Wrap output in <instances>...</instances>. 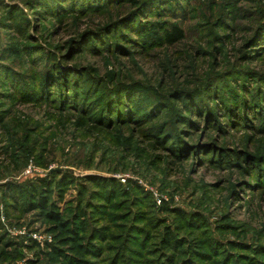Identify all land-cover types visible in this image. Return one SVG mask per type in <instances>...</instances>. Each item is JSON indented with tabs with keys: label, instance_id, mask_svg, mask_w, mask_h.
I'll return each instance as SVG.
<instances>
[{
	"label": "rangeland",
	"instance_id": "1",
	"mask_svg": "<svg viewBox=\"0 0 264 264\" xmlns=\"http://www.w3.org/2000/svg\"><path fill=\"white\" fill-rule=\"evenodd\" d=\"M263 76L264 0H0V264H264Z\"/></svg>",
	"mask_w": 264,
	"mask_h": 264
},
{
	"label": "trees",
	"instance_id": "2",
	"mask_svg": "<svg viewBox=\"0 0 264 264\" xmlns=\"http://www.w3.org/2000/svg\"><path fill=\"white\" fill-rule=\"evenodd\" d=\"M125 1H136V0H125ZM136 30L137 31H144L145 30L144 24L139 23V28H137ZM141 34H142V32H141ZM184 37H185L184 31L179 25H171V27H168L166 29L164 28V40L163 41L166 43L174 44V43L180 42ZM144 39L146 41H148L150 39V34L145 35ZM18 52H19L18 46L8 45L2 49L1 55L3 58H5L7 56L13 57V56H16L18 54ZM58 71H63V70L58 69ZM240 72L238 73V75H241ZM242 72H244V71H242ZM245 76H246V74H245ZM234 77L235 76H233L232 78L235 79L234 82L237 83L236 80H238L239 77L238 76L235 78ZM232 78H228V80L232 79ZM263 78H264V76H263ZM241 79H242V81L245 80V78H241ZM65 80H66V77L64 76L63 81H64V84L66 86L67 83ZM262 80L264 81V79H262ZM98 82H89V84H88L89 86H87L86 90H84L83 100H85L86 98L90 99V98H88L87 95L89 94V92L91 90H92V92L94 91L93 90L94 87L95 88L97 87L98 90L95 92V94H93V95H97V98L95 99V101L93 100L94 101L93 103L100 105L99 109H102V111L111 110L112 109L111 107L115 106L116 104L114 102L109 101V97H108L107 93L105 94V92H104V90L108 86L104 82H102L101 84L100 83L98 84ZM229 86H231V84L229 82L227 85H224V87H226L228 89V90H226V94L224 95L225 105H226L225 108L227 110L234 112L233 106H235V107L237 106L238 107L237 111L241 110L242 114L247 115L249 110H250L249 111L250 113H253L254 112L253 109L260 108V106H262V103L264 100V90L260 91L261 93H259L257 96H254L255 98L253 97L252 101L250 102V100L249 101L246 100L247 98L244 95L239 94L232 87H229ZM119 87L120 86H118L116 90L121 89V87L120 88ZM207 87L208 86H205L203 89L195 90V94L197 95V97L204 98V91L207 89ZM79 88L77 86H75V87L73 86V91L78 94ZM122 93H125L126 95H131L128 93V91L124 92L122 90ZM79 98H80V96H79ZM65 100L66 99L64 98V101ZM234 100H237V101H234ZM75 101H77V99H75ZM89 180L93 181L94 183L98 184L99 186L104 185V188H103L104 191L107 189H111V188L115 187V184L113 182L108 183L107 179L99 180L98 178L90 177ZM40 198H41V196H40ZM32 205H34L33 208H39L40 207L42 209H46L47 208V201L45 198H42V199H40V202L38 205L36 203L32 204ZM51 215H53L55 217V219L60 220V216L57 212L51 211ZM81 217H82V213H79L77 216V221L74 222L73 227L71 228V231L76 235L80 229L84 230L83 227L85 226V221ZM60 224H62L64 226L65 225L70 226V222H67V223L62 222ZM168 233H170V235L166 234V241H168V243L172 244L173 243L172 239L175 238V236L173 235L172 232H168ZM92 251H93L92 252L93 254H95V255L97 254V251H95L93 249H92ZM65 257H68L69 259H71L70 256H66V254H65ZM71 262L74 263V260L71 259Z\"/></svg>",
	"mask_w": 264,
	"mask_h": 264
}]
</instances>
